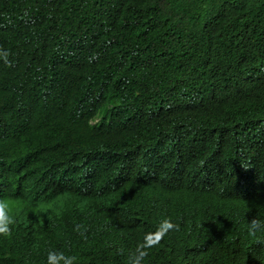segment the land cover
Returning <instances> with one entry per match:
<instances>
[{"label":"trees","instance_id":"1","mask_svg":"<svg viewBox=\"0 0 264 264\" xmlns=\"http://www.w3.org/2000/svg\"><path fill=\"white\" fill-rule=\"evenodd\" d=\"M0 49V264H264V0H0Z\"/></svg>","mask_w":264,"mask_h":264},{"label":"clouds","instance_id":"2","mask_svg":"<svg viewBox=\"0 0 264 264\" xmlns=\"http://www.w3.org/2000/svg\"><path fill=\"white\" fill-rule=\"evenodd\" d=\"M7 50L0 49V61H7ZM9 204L7 201L0 200V236L7 237L10 233L9 225L13 223L12 217L8 214ZM166 225V231L175 228V225L168 220L162 222ZM83 225H76L75 230L83 235ZM248 232L250 235L264 233V218H253L248 222ZM145 252L139 251L136 255L130 257V264H141ZM47 264H76L77 257L74 255H65L62 251L49 250L47 253Z\"/></svg>","mask_w":264,"mask_h":264}]
</instances>
